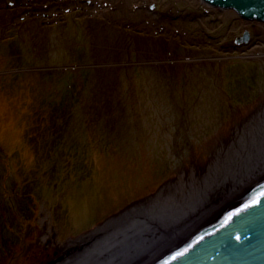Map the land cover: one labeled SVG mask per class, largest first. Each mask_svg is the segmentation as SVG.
Here are the masks:
<instances>
[{"label": "rangeland", "instance_id": "1", "mask_svg": "<svg viewBox=\"0 0 264 264\" xmlns=\"http://www.w3.org/2000/svg\"><path fill=\"white\" fill-rule=\"evenodd\" d=\"M262 107V22L201 0H0V264H74L132 209L177 207Z\"/></svg>", "mask_w": 264, "mask_h": 264}, {"label": "bare ground", "instance_id": "2", "mask_svg": "<svg viewBox=\"0 0 264 264\" xmlns=\"http://www.w3.org/2000/svg\"><path fill=\"white\" fill-rule=\"evenodd\" d=\"M259 115L264 119V107L259 109ZM261 122L264 123V120ZM241 130L237 138H233L234 146L218 151L223 154L220 167L213 169L212 163L208 168L213 177L208 179L209 175H206L204 180L198 181L194 185L196 189H193L197 191L186 201L179 200V205L174 207L173 191V196L162 194V199L153 202L155 210L149 204L132 209L128 213L131 221L109 226L112 235H104L97 252L80 256L74 264H151L174 245L176 235L183 237L191 233L212 218L215 212L238 199L244 191L258 186L264 181V124L255 125L249 120ZM171 201L173 205L169 204ZM190 212L195 214L188 215ZM174 213L178 218L172 219ZM128 215L121 216L120 220ZM100 230L98 232H103ZM167 231L168 234H165Z\"/></svg>", "mask_w": 264, "mask_h": 264}, {"label": "water", "instance_id": "3", "mask_svg": "<svg viewBox=\"0 0 264 264\" xmlns=\"http://www.w3.org/2000/svg\"><path fill=\"white\" fill-rule=\"evenodd\" d=\"M201 1L232 10L244 20L264 23V0ZM151 264H264V181L215 212Z\"/></svg>", "mask_w": 264, "mask_h": 264}]
</instances>
